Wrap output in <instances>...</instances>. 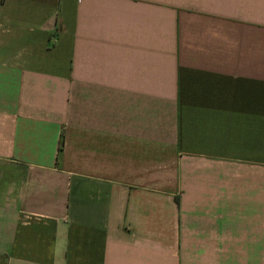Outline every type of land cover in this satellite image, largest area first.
<instances>
[{
  "label": "crops",
  "instance_id": "crops-1",
  "mask_svg": "<svg viewBox=\"0 0 264 264\" xmlns=\"http://www.w3.org/2000/svg\"><path fill=\"white\" fill-rule=\"evenodd\" d=\"M0 264H264V0H0Z\"/></svg>",
  "mask_w": 264,
  "mask_h": 264
}]
</instances>
